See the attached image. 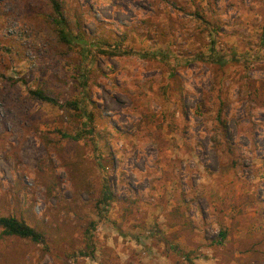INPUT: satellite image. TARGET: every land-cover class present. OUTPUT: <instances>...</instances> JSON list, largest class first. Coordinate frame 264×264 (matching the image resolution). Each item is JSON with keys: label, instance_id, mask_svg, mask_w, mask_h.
I'll list each match as a JSON object with an SVG mask.
<instances>
[{"label": "rangeland", "instance_id": "rangeland-1", "mask_svg": "<svg viewBox=\"0 0 264 264\" xmlns=\"http://www.w3.org/2000/svg\"><path fill=\"white\" fill-rule=\"evenodd\" d=\"M59 2L0 0V264H264V0Z\"/></svg>", "mask_w": 264, "mask_h": 264}, {"label": "trees", "instance_id": "trees-1", "mask_svg": "<svg viewBox=\"0 0 264 264\" xmlns=\"http://www.w3.org/2000/svg\"><path fill=\"white\" fill-rule=\"evenodd\" d=\"M50 2V13L52 16V22L54 25V31L56 33V40L58 42H62L66 45L71 46L74 43L82 44L83 36L82 34H73L72 28L69 26L67 20L65 19V15L62 10L61 3L59 0H49ZM213 61L218 62L219 64L224 63L223 56L213 53L211 56ZM84 83V82H83ZM29 94L31 97L35 99H39L42 101H48L53 104H57V99L50 96L46 93L45 90L41 88H36L33 90H29ZM65 104L69 107H72L75 110L80 111V115L83 116V124L85 125L84 131L85 133L92 134L93 133V120L94 116L91 111L81 107L76 100L66 101ZM83 131L77 132L76 134H69V133H61L62 137H67L70 139H80L83 135ZM102 198L99 200L98 207L101 208L102 203L111 197V192L104 188L102 193ZM0 235H12V236H19L22 238H27L34 243L43 244L45 242V234L43 231L38 229L37 227L30 225L24 219L17 218L15 216H3L0 215ZM171 247L175 251L178 256H183L184 258L189 260L190 254L189 252H183L180 248L176 246V244L171 243Z\"/></svg>", "mask_w": 264, "mask_h": 264}, {"label": "crops", "instance_id": "crops-1", "mask_svg": "<svg viewBox=\"0 0 264 264\" xmlns=\"http://www.w3.org/2000/svg\"><path fill=\"white\" fill-rule=\"evenodd\" d=\"M162 243H164V241L162 242ZM166 243H168V242H165V244ZM165 246V245H164ZM167 249V252L168 253H170V254H164L166 257H168V259H169V257L171 256V254H174L175 256H177L176 255V253H175V251L173 250V248L171 247V243H168L167 244V247H166ZM152 250H153V248H152ZM165 250V251H166ZM152 255V252L150 253V257H152L151 256ZM163 255V256H164ZM170 255V256H169ZM166 257H160V258H158V257H156V258H153L152 260V262H151V264H185V262H187L188 264H194V260L193 259H191V260H189V261H187L186 260V258H184L183 256H182V258H178L177 257V260L176 259H173L172 258V263H171V261L170 260H167V258ZM181 257V256H180ZM149 259H151V258H149ZM171 259V258H170ZM149 264V263H148ZM205 264H215L214 262H206Z\"/></svg>", "mask_w": 264, "mask_h": 264}]
</instances>
